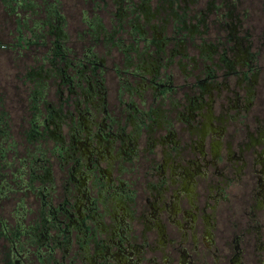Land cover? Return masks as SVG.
Segmentation results:
<instances>
[{
  "label": "flooded vegetation",
  "instance_id": "1",
  "mask_svg": "<svg viewBox=\"0 0 264 264\" xmlns=\"http://www.w3.org/2000/svg\"><path fill=\"white\" fill-rule=\"evenodd\" d=\"M165 1L139 27L117 0L130 13L90 45L54 31L58 15L24 41L45 46L34 76L54 86L30 130L63 128L19 160L18 184L26 168L55 183L37 234L16 221L40 264H264V0Z\"/></svg>",
  "mask_w": 264,
  "mask_h": 264
},
{
  "label": "rangeland",
  "instance_id": "2",
  "mask_svg": "<svg viewBox=\"0 0 264 264\" xmlns=\"http://www.w3.org/2000/svg\"><path fill=\"white\" fill-rule=\"evenodd\" d=\"M116 1L24 0V3L31 7L26 11L17 8L18 12L11 14L9 8L0 7V264H40L36 257V243L30 242L31 236H16V221L22 217L25 228L38 223L39 227L35 230L37 234L41 230L38 215L42 199L40 192L55 183L43 169L37 171L42 178L30 180L32 173L26 168L24 179L29 181L32 188L29 184H18V170L22 168V162L19 160L23 157L29 160L35 150L46 149L54 140L59 139L62 133V127L52 125H48L43 134H34V131L30 130L28 121L35 106L33 95H39L41 90L50 93L54 86H45V89L34 76L39 71V65L43 70L47 66L45 62L41 63L37 59L38 53L45 46H35L31 42L27 45L24 41H27V38L34 40L42 32L47 33L48 26L42 23L43 20L46 17L53 19L58 15L60 23H56L54 31L63 35L65 33L69 38L67 43L81 47L84 44L90 45L98 33L101 35L112 32L111 26L117 17L124 18V14L130 13L121 7L123 3L117 4L116 7ZM130 1L133 2L131 7L134 11L126 16L127 18L137 15L138 22L147 20V23L159 24V18L164 15V10L159 7L165 4V0ZM252 2L254 0H250V3ZM24 13L27 14L25 18ZM22 36L23 40L20 39ZM44 36L48 37V34ZM40 109L44 111V107L40 106ZM39 135L44 138L40 139ZM75 145L81 150L91 148L88 142L82 144L81 141H75ZM74 175L76 187H79V173L75 171ZM57 193H60L59 188ZM81 213V209L72 210L70 217L77 219V215ZM18 224L20 225L19 222ZM12 245L20 253L19 257L15 256ZM65 246L64 240L61 239L56 253H61ZM72 253L73 250H70V255Z\"/></svg>",
  "mask_w": 264,
  "mask_h": 264
},
{
  "label": "crops",
  "instance_id": "3",
  "mask_svg": "<svg viewBox=\"0 0 264 264\" xmlns=\"http://www.w3.org/2000/svg\"><path fill=\"white\" fill-rule=\"evenodd\" d=\"M2 2L3 1L0 0V7L1 6H4L5 8H9V12H10L9 14H11L12 12H15V13L18 12V9H21V11H26V10H28V7H31V6H28L26 3H24V0H4V2L3 3ZM26 16H27V14L24 13L23 17L25 18ZM145 19H148V18H145ZM143 23L144 22H138V21H136V26H139L140 27ZM44 49H45V47H44ZM146 65H148V64L147 63H144L143 64V66H146ZM110 76H112V75H110ZM109 82L110 83L113 82V77H110V81ZM47 94L49 95L48 92H47Z\"/></svg>",
  "mask_w": 264,
  "mask_h": 264
}]
</instances>
